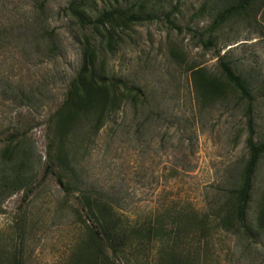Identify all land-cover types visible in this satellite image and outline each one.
Here are the masks:
<instances>
[{
  "label": "rangeland",
  "instance_id": "obj_1",
  "mask_svg": "<svg viewBox=\"0 0 264 264\" xmlns=\"http://www.w3.org/2000/svg\"><path fill=\"white\" fill-rule=\"evenodd\" d=\"M69 1L0 0V149L21 134L35 161L43 163L48 119L80 67L86 35L100 49L109 75L143 89L145 109L152 114L142 125V115L125 109L117 123L77 142L87 184L115 196L131 218L209 215L225 181L247 158V130L244 103L236 93L223 85L229 97L208 105L195 93L194 79L201 70L221 80L218 58L229 59L255 85L256 116L264 134V11L249 19L238 16L209 32L218 0H149L159 18L121 24L110 54L102 49L100 32L82 31L68 15ZM203 2L208 7L200 11ZM97 4L105 5L102 0ZM165 15L179 30L168 25ZM191 29L213 44L203 46ZM83 144H88L85 149ZM42 173L30 192L0 200V246L22 264H83L85 212L76 194L65 193ZM258 179L264 183V159ZM177 245L201 264H264V237L243 246L217 226L205 238L191 231ZM157 249L153 245L143 263L153 264ZM117 262L131 264L123 258Z\"/></svg>",
  "mask_w": 264,
  "mask_h": 264
},
{
  "label": "trees",
  "instance_id": "obj_2",
  "mask_svg": "<svg viewBox=\"0 0 264 264\" xmlns=\"http://www.w3.org/2000/svg\"><path fill=\"white\" fill-rule=\"evenodd\" d=\"M70 0L66 11L82 31L100 32L104 37L103 50L112 54L118 44V28L122 25L158 19V8L149 0H135L122 4L117 0ZM203 2L200 11L206 10ZM264 11V0H218L216 12L208 31L215 32L240 16L249 19ZM168 25L179 27L165 15ZM203 46L213 41L203 33L192 30ZM80 67L68 84L64 100L48 119V144L43 163L35 161L33 149L23 143L21 134L0 149V200L21 190H33L39 171L43 177L52 176L65 193L76 194L78 205L85 212L83 264H118L121 258L134 264L143 263L153 245L157 256L153 264H201L189 258L177 244H183L191 231L199 238L210 235L213 226L230 232L243 246L256 243L264 237V183L258 179L264 159V134L259 131L256 116L255 85L251 79L237 72L232 62L219 56L217 76L196 72L194 90L208 105H215L229 97L222 86L237 94L244 103L242 115L247 136V158L234 169L225 181L224 190L210 214L196 216L179 214L169 221L157 214L153 217L131 218L113 195L98 191L87 184L81 169L76 145L79 140L91 139L107 123H117L118 115L129 109L142 115V125L152 114L145 109L146 96L140 86L109 75L100 49L86 35H82ZM201 71V72H200ZM140 109V110H139ZM88 144H83L84 149ZM81 156V155H80ZM213 222V224H211ZM249 248V247H248ZM0 264H22L15 256H7L0 246Z\"/></svg>",
  "mask_w": 264,
  "mask_h": 264
}]
</instances>
